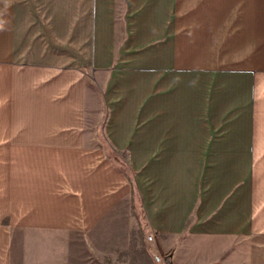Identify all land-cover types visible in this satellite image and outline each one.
<instances>
[{"label":"crops","instance_id":"0c3cea01","mask_svg":"<svg viewBox=\"0 0 264 264\" xmlns=\"http://www.w3.org/2000/svg\"><path fill=\"white\" fill-rule=\"evenodd\" d=\"M0 48V264L16 226L264 264V0H0Z\"/></svg>","mask_w":264,"mask_h":264},{"label":"rangeland","instance_id":"374dc122","mask_svg":"<svg viewBox=\"0 0 264 264\" xmlns=\"http://www.w3.org/2000/svg\"><path fill=\"white\" fill-rule=\"evenodd\" d=\"M39 7L37 6V8ZM47 42H43L45 46ZM1 51L5 53L6 48H0ZM39 51L40 49L36 48L31 53L38 54ZM41 54L54 55L44 52L43 49H41ZM98 114L100 115V113ZM85 118L86 113L84 115ZM90 118L96 119L94 112H90ZM109 157L111 163L116 164L122 172L126 173L128 180L126 199L128 201V207L135 204L141 216L144 217L140 195L136 182L134 181V173L129 166L127 157L125 154L118 156L113 152L109 153ZM143 225L144 229H146L144 220ZM115 234L117 235V233ZM104 235L100 231H90L89 251L84 244L83 246L72 247L70 240L63 238L61 235L55 236L54 234H48L47 239L39 240V233L37 231H26L23 227L16 226L12 234V264H151V260L144 257L139 251H133V255H112L110 253V247L115 241L108 238L105 239ZM205 243L206 241L201 240L193 241L196 247L204 245ZM152 261L155 262L153 258Z\"/></svg>","mask_w":264,"mask_h":264},{"label":"built area","instance_id":"2783aa9c","mask_svg":"<svg viewBox=\"0 0 264 264\" xmlns=\"http://www.w3.org/2000/svg\"><path fill=\"white\" fill-rule=\"evenodd\" d=\"M152 239H153L152 237H149V240H152ZM166 263L173 264L170 257L166 258Z\"/></svg>","mask_w":264,"mask_h":264}]
</instances>
